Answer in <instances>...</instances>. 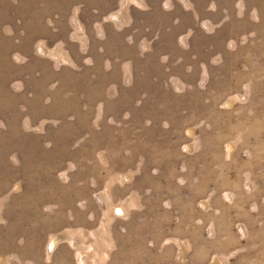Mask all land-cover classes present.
I'll list each match as a JSON object with an SVG mask.
<instances>
[{
  "label": "rangeland",
  "instance_id": "374dc122",
  "mask_svg": "<svg viewBox=\"0 0 264 264\" xmlns=\"http://www.w3.org/2000/svg\"><path fill=\"white\" fill-rule=\"evenodd\" d=\"M0 264H264V0H0Z\"/></svg>",
  "mask_w": 264,
  "mask_h": 264
},
{
  "label": "clouds",
  "instance_id": "9594fccd",
  "mask_svg": "<svg viewBox=\"0 0 264 264\" xmlns=\"http://www.w3.org/2000/svg\"><path fill=\"white\" fill-rule=\"evenodd\" d=\"M164 7L167 9V8H169V4L166 2L165 4H164Z\"/></svg>",
  "mask_w": 264,
  "mask_h": 264
}]
</instances>
